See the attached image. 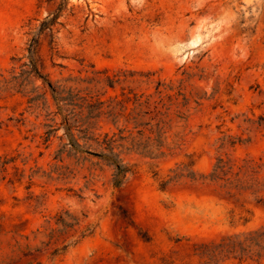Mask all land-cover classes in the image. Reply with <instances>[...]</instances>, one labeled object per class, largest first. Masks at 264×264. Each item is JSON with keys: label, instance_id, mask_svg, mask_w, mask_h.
<instances>
[{"label": "rangeland", "instance_id": "obj_1", "mask_svg": "<svg viewBox=\"0 0 264 264\" xmlns=\"http://www.w3.org/2000/svg\"><path fill=\"white\" fill-rule=\"evenodd\" d=\"M62 3L0 0V264H264V0H66L39 33ZM34 38L119 186L28 102Z\"/></svg>", "mask_w": 264, "mask_h": 264}, {"label": "trees", "instance_id": "obj_2", "mask_svg": "<svg viewBox=\"0 0 264 264\" xmlns=\"http://www.w3.org/2000/svg\"><path fill=\"white\" fill-rule=\"evenodd\" d=\"M63 3L60 5L55 12L51 14V18L46 19L42 22L39 33L43 32L44 30L51 31L52 26L57 23V19L60 16V12L62 11L63 6L65 5L66 0H62ZM38 48V39L34 38L31 40L29 49H28V63L26 64L29 67L27 71L28 76H32L34 80L42 78L43 80V88L46 86L48 90L41 94L34 96L28 99L29 103H34L39 101L40 99H44V104L47 102L45 100L47 91L50 92L51 98L56 105L57 111L54 115H60L62 118L61 124L64 127L65 137L67 138V143L63 145V147L59 150L58 153L62 154L67 152L69 156H83L86 153L94 152V155L105 161L107 164L113 167V185L119 186L123 180L125 179L126 175L132 171V167L124 164L123 160L120 159L119 153L114 152L113 137H108L105 134L102 138L100 136L94 137L90 135L87 129H80L79 124H77V120L73 119L71 114L68 112L66 107V101H72L70 98L71 93L67 91L68 96H63V89L59 86L50 82V80L45 79L41 76L40 70L36 61V54ZM70 95V96H69ZM120 116V114H119ZM117 117V116H116ZM130 119V118H127ZM136 125H147L146 123H136ZM75 130L78 131V136L75 134ZM80 139L84 143H80ZM89 143V144H88ZM163 154V153H161Z\"/></svg>", "mask_w": 264, "mask_h": 264}, {"label": "bare ground", "instance_id": "obj_3", "mask_svg": "<svg viewBox=\"0 0 264 264\" xmlns=\"http://www.w3.org/2000/svg\"><path fill=\"white\" fill-rule=\"evenodd\" d=\"M179 44H180V43H178V42H173V43L169 44V48H170L172 51H174L176 48L179 47Z\"/></svg>", "mask_w": 264, "mask_h": 264}]
</instances>
